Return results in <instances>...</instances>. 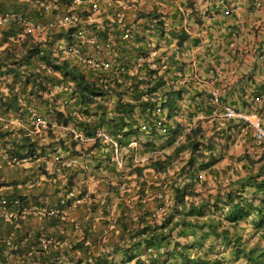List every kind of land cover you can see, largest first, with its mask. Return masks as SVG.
Here are the masks:
<instances>
[{
	"label": "trees",
	"instance_id": "16d2710c",
	"mask_svg": "<svg viewBox=\"0 0 264 264\" xmlns=\"http://www.w3.org/2000/svg\"><path fill=\"white\" fill-rule=\"evenodd\" d=\"M63 1L67 2L55 0L61 6ZM157 6L135 13L127 24L131 26L127 38L120 36L126 25L115 32L116 46L106 56L113 64L129 69L138 57H146L133 76L122 73L129 80L127 85L111 80V71L82 66L54 53L55 40L69 39L70 29L48 31L42 39L26 34L18 44L1 37L0 44L5 45L0 49V147L5 149L6 162L41 161L39 172L22 179L0 176V187L7 190L0 197H17L21 207L32 211L19 220L18 227L4 224L5 234L13 232L17 241H24L23 248L15 250L0 244V264H264V141L259 152L244 151L237 157L244 174H229L224 184L219 181L213 190L202 192V173L218 177L213 168L217 144L203 140V128L199 120L193 124V118L203 108L210 113L213 104L208 95L194 103L191 83L177 81L175 73L182 64L176 63L174 51L167 56L163 48L182 49L189 36L166 30ZM11 11L36 12L31 0H0V12ZM163 57L165 68L160 70ZM101 77L108 79L102 82ZM68 82L67 92L50 95L53 84ZM254 86L246 97L241 95L240 108L233 105L255 112L264 127V84ZM33 115L44 119L46 126L31 137L23 126L30 125ZM16 118L18 127L12 122ZM222 120L228 126L221 128V135H237L247 127L242 121ZM56 125L67 127L65 136H53ZM97 128L126 147L121 169L111 160L107 143L74 137L73 131L90 136ZM181 132L184 142L174 148L173 155L187 151L188 158L180 170L169 174L172 154L161 158L158 149L172 145ZM132 141L136 146L129 145ZM60 149L87 156L84 170L48 166L49 155ZM146 168L163 174L161 179L147 184L143 180ZM125 171L132 175V188L123 187L127 182L120 176ZM82 172L88 177L104 175L107 180L98 181L100 187L85 196L86 189L72 188L73 177ZM17 185L25 191L17 190ZM29 189L32 192L27 193ZM108 189L116 191V196ZM83 198L90 200L87 206L92 212L78 223L68 210ZM50 209L58 213L47 214ZM33 215L44 221L43 227L26 225ZM100 217L105 233L96 232ZM44 235L67 237L70 246L51 243L46 249L39 242ZM11 252L18 253L12 256Z\"/></svg>",
	"mask_w": 264,
	"mask_h": 264
},
{
	"label": "crops",
	"instance_id": "0c3cea01",
	"mask_svg": "<svg viewBox=\"0 0 264 264\" xmlns=\"http://www.w3.org/2000/svg\"><path fill=\"white\" fill-rule=\"evenodd\" d=\"M103 1H106L103 6L108 11H111L114 6H117V2L122 4L125 0ZM146 1H152L153 5L151 8L143 5V8L135 13L150 10L154 5H158L153 0ZM108 2L111 6H107ZM219 2L220 0H170L166 5L159 3L157 6L166 30L183 31L189 36L188 40L183 43L182 49L174 46L163 49H166L167 56L174 51L176 63L182 64L183 67L181 71L175 73L176 79L180 84L183 82L191 83L194 89L193 95L195 96L193 102L197 104L204 101L207 95L211 102L210 92L213 89L218 90L224 102L234 104V99H236L237 95L246 97L252 89H256L254 85L264 84V58L262 57V54H264V12L261 9L254 8L252 5L253 0H224L231 8L230 14L224 15L223 6ZM124 11V21L128 23L135 16V13L125 9ZM96 19L98 21L101 19L103 21L106 20L107 23L106 14L100 17L97 16ZM173 19L174 22L172 21ZM125 25L123 24V26ZM123 26L119 25L116 29L118 30ZM136 27L139 28L138 25ZM107 54L103 53L102 56L106 58ZM201 115L206 117L213 115V106L210 108V113L205 108L200 109L197 116L200 117ZM12 122L16 127L19 126L15 120ZM56 128L67 130V127L58 125H56ZM82 155L78 157L72 154L70 150H58L49 155L46 163L50 166L51 164H57L61 168H66L68 166H64L62 162L56 160V156L62 158L72 156L77 160V165L71 166L75 167L72 170L74 172L76 169L84 170V165L89 159L84 154ZM6 156L5 149L0 147V176L3 175L6 178V175H14V178L22 179L24 175L26 176L30 172H39L37 167L41 160L24 158L15 164H11L10 161H5ZM51 159L52 162L50 164L49 161ZM123 177L121 175L120 179ZM106 178L104 175L88 177L83 172L78 173L73 177L72 188L75 190L86 189L84 195L87 196L90 192H94L100 187L98 181L107 180ZM35 189V192L39 190L38 188ZM101 189L104 188L102 187ZM17 190L25 191L22 185H17ZM3 191H7L6 187H0V192ZM30 191L32 192L31 189L26 190L27 193ZM108 191L116 196V191L113 189H108ZM89 201V199L83 198L77 205L75 203L72 204L68 210L71 220L79 223L88 219L92 212L88 210ZM93 213L99 215L101 211H94ZM107 220L109 219L107 218ZM25 223L33 229L41 228L44 225V221L37 219L34 215L27 218ZM101 223V217L100 220L97 218L95 223L96 232H99V230L105 231ZM4 224L7 223L0 222V233L2 235H5L6 232ZM45 227L48 230L47 233L50 232L48 223H46ZM60 239L66 240L70 246V240L67 237H60ZM105 241L106 238L102 236L101 242ZM18 248H23V241L19 243ZM14 253L17 254L18 252H11L12 256Z\"/></svg>",
	"mask_w": 264,
	"mask_h": 264
},
{
	"label": "built area",
	"instance_id": "2783aa9c",
	"mask_svg": "<svg viewBox=\"0 0 264 264\" xmlns=\"http://www.w3.org/2000/svg\"><path fill=\"white\" fill-rule=\"evenodd\" d=\"M116 1V0H113ZM158 5H166L170 0H153ZM106 1L103 0H67L60 11H52V8H57L48 0H31L32 6L35 8V13L28 11L22 13L18 11H11L7 13L0 12V39L5 37L6 41L13 44H18L26 34L36 35L46 34L48 31L63 30L72 31L71 37L66 39L61 37L55 40L52 49L54 53L60 54L63 57H70L72 60L82 66L92 69H99L101 71H111L110 79L124 85L129 84L128 78L125 75L133 76L135 68L138 64L145 61V58L138 57L137 63L126 69L120 64H113L109 59L104 58L103 53H109L116 46V28L119 25L128 24L124 21L125 11L124 6L117 2L111 11H108L103 6ZM220 5L223 6V14H230V5L226 4L224 0H220ZM115 4V5H116ZM252 5L257 8H263V3L260 0H253ZM107 6H111L108 2ZM180 9V8H179ZM181 10V9H180ZM179 11V10H178ZM182 11V10H181ZM180 12V11H179ZM107 15L106 20H97V16ZM181 14V12H180ZM57 29V30H56ZM131 26H127L120 34L122 38H127L130 33ZM69 35V34H68ZM4 43L0 44V49L4 47ZM156 50L152 51L150 56H154ZM164 57L160 61V70L165 68ZM149 69L154 68L151 64L147 63ZM122 74V75H121ZM142 79V76L139 77ZM108 78H100V81L105 82ZM71 85L70 82L64 84H53L50 95H55L61 92H67ZM211 102L213 104V114L221 119L242 121L252 131L253 140L255 143L264 141V127L262 126L258 115L255 112H245L236 108L231 103H222L218 90L213 89L210 92ZM258 100V98H255ZM156 111H160L158 107ZM34 116V115H33ZM19 119H15L19 123ZM46 126V121L41 117L34 116L30 125L23 126L26 134L34 136L42 131ZM74 137L80 140L94 139L101 140L107 143L111 148V160L116 163L119 169L123 167V151L126 150L125 146L120 147L116 139L110 136L106 131L101 128L94 130L89 137L85 136L82 132H74ZM131 146H136V142H130ZM56 160L62 162L64 166H76L77 160L75 157L62 158L56 156ZM17 162L18 160L12 159L10 162ZM74 192L71 190L70 195ZM32 211L29 208L21 207V203L17 197L7 198L0 197V222L15 223L19 226V220L24 218ZM44 212V211H43ZM47 214H57L54 209L46 211ZM63 216L65 212H62ZM17 236L10 232L2 235L0 233V244L15 250L19 247V243L23 239L17 241ZM40 244L47 249L51 243L54 247L60 246L68 248L69 243L64 239H55L48 235L41 236ZM48 252V250H46Z\"/></svg>",
	"mask_w": 264,
	"mask_h": 264
},
{
	"label": "rangeland",
	"instance_id": "374dc122",
	"mask_svg": "<svg viewBox=\"0 0 264 264\" xmlns=\"http://www.w3.org/2000/svg\"><path fill=\"white\" fill-rule=\"evenodd\" d=\"M48 1L57 7V8L51 9L53 12L54 11L57 12L62 9L60 8V5H59L60 3L55 2V0H48ZM143 5H147L148 8H151L153 3L152 1L149 2L146 0H125L122 3V6H124L125 10H130L132 13H135L137 10H141V8H143L142 7ZM254 8L261 9L264 12V3H263V8H257V7H254ZM44 36L45 34H41V35L37 34L36 39H42ZM241 98L242 96L237 95L236 99H234L236 100L234 101L235 106H237L238 108L242 106ZM197 121L200 122V125L203 128V140L205 142L208 140H211L217 144L214 149L215 158H217V161L213 165V168L216 170V172H218V177L214 178L212 175L210 176L207 173H202L201 178H199L200 180L199 183L205 182V183H202V186L205 187L204 190L202 188V192L207 193L208 191L213 190L219 181L224 184L229 174L235 173L237 171L240 172V174H244L243 169L240 167L241 163L237 161V157L241 155L244 151L248 152L250 155H253L259 152L261 146L263 145V142L255 143L253 140L252 131L248 127H243V131L237 135H234L232 133L227 134L228 131L226 130L225 132L227 135L225 134L221 135L222 133L221 128H226L228 124L226 121L217 117L215 114L208 116V117H206L205 115H201L200 117L196 115L195 118H193V124ZM178 122H181L180 124L182 125L184 124L183 121H178ZM65 132L66 130L55 128L53 136L56 138L59 136H63V135L65 136ZM65 138H66V141H69V138L67 136ZM182 142H184V136L181 132L180 135L175 137L172 145H169L166 148L158 149V152H159L158 154L161 158H164L168 154H172L173 161L168 169L169 174L180 170V168L183 165H185V162L188 158L187 151H182L178 153L177 156L173 155L174 148L179 146ZM60 150H63V149H60ZM203 154L204 156H207V151H204ZM50 162H52V159L49 161V163ZM122 174H123L122 176H125L124 181L127 182L125 185H123V187H126V185H128L129 188H132V186L134 185V181H132V175H130V173L126 171L123 172ZM162 175H158L154 173L151 169L146 168L144 170L143 180H145L147 184H149L154 181H159ZM238 262L240 264V261H236L234 262V264H237Z\"/></svg>",
	"mask_w": 264,
	"mask_h": 264
},
{
	"label": "clouds",
	"instance_id": "9594fccd",
	"mask_svg": "<svg viewBox=\"0 0 264 264\" xmlns=\"http://www.w3.org/2000/svg\"><path fill=\"white\" fill-rule=\"evenodd\" d=\"M224 103H226V102H224Z\"/></svg>",
	"mask_w": 264,
	"mask_h": 264
}]
</instances>
